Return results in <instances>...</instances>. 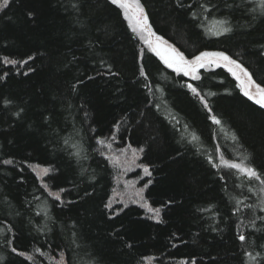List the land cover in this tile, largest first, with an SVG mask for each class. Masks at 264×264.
Here are the masks:
<instances>
[{
  "label": "trees",
  "instance_id": "1",
  "mask_svg": "<svg viewBox=\"0 0 264 264\" xmlns=\"http://www.w3.org/2000/svg\"><path fill=\"white\" fill-rule=\"evenodd\" d=\"M139 1L186 58L223 52L264 87L260 0ZM111 137L140 152L158 219L110 207ZM262 180L264 107L226 69L171 70L110 0L0 11V264H264Z\"/></svg>",
  "mask_w": 264,
  "mask_h": 264
},
{
  "label": "snow or ice",
  "instance_id": "2",
  "mask_svg": "<svg viewBox=\"0 0 264 264\" xmlns=\"http://www.w3.org/2000/svg\"><path fill=\"white\" fill-rule=\"evenodd\" d=\"M11 0H3L0 8H6L10 4ZM112 3H119V6L124 9V14L128 18L130 24L132 25V29L135 32H138L142 38L145 39V42L148 44L149 48L156 53L157 56L169 67L174 68L177 72H183L185 75H193L195 79H200L198 75H196L199 68L205 67V58L214 57L210 63H218L219 61L224 62V66L228 67V70L232 72L234 76H236L237 80L241 81V88L244 89V95L248 96L250 99H254L255 102L261 107H264V87L256 84L254 80L251 78V74L248 72L246 68H244L241 64L237 63V61L233 60L231 57L226 54L219 53H201L199 56L193 57L192 60H188L182 52H179L172 45H169L167 41H164L163 37L157 36L151 29V26L148 22L147 14L144 12L142 5H140L139 0H112ZM261 10L264 11V0H260ZM228 31V29H225ZM155 37V40L152 39ZM13 62L14 61H10ZM230 65L234 67H230ZM239 70V73L237 72ZM241 74L245 79L241 78ZM253 86L256 89V95H253L251 89ZM188 87H192V85H188ZM193 92L196 91L195 88H192ZM213 120L216 123H220L219 120H216L213 117ZM4 163L10 164L12 161L5 160ZM231 168L240 169L244 173H246L250 177H255L256 179H260V174L254 168L247 167L242 163H232L229 165ZM147 171V169H145ZM44 173L47 174L50 170L45 168L43 169ZM264 183V180L261 181ZM56 198L59 199L58 194ZM157 213L159 210H155ZM239 239L244 241L246 237L241 234L239 235ZM15 251V249H13ZM251 257V253H248ZM31 259V257H29ZM60 264H63V254H61Z\"/></svg>",
  "mask_w": 264,
  "mask_h": 264
},
{
  "label": "rangeland",
  "instance_id": "3",
  "mask_svg": "<svg viewBox=\"0 0 264 264\" xmlns=\"http://www.w3.org/2000/svg\"><path fill=\"white\" fill-rule=\"evenodd\" d=\"M110 1H112V0H110ZM2 3H3V0H0V5H2ZM139 3H140V1H139ZM116 5L119 6V3H116ZM140 5H141V3H140ZM2 9L3 8H0V11ZM121 10L123 11V14H124V9L121 8ZM144 12L146 13L145 9H144ZM124 16H125V14H124ZM125 19L127 20L131 30L133 31L132 25L130 24V22H129V20H128V18L126 16H125ZM148 22H149V20H148ZM151 29H152V27H151ZM152 31L154 32L153 29H152ZM133 33L140 39L142 44L148 50H150L151 52L156 54L154 51H152L149 48L148 44L145 42V39L142 38L141 35L138 32L133 31ZM152 39L155 40V37H152ZM164 41H166V40L164 39ZM167 43L169 45H171L168 41H167ZM205 52H207V53H219V51H205ZM212 59H215V58L214 57L205 58L206 66L202 67V68H199L197 73H196V75H198L200 77L201 76V72L203 70H213V69H217V68H224L237 80L236 76H234L232 74V72H230L228 70V67L224 66V62L223 61H219L218 63H210V61ZM188 60H192V59H188ZM233 60H235V59H233ZM235 61H237V60H235ZM237 63L241 64L238 61H237ZM230 67H234V66L230 65ZM170 69L175 71L174 68H170ZM175 72H177V71H175ZM237 72H238V74H240L239 70H237ZM177 73L185 75L183 72H177ZM185 76L190 78V79H193V80H198V79H195L193 75H185ZM241 78L245 79V77H243L242 74H241ZM251 78H252V80H254L252 75H251ZM237 82H238V85H239L241 91L244 94V89H242L241 86H240L241 81L237 80ZM255 83L258 84L256 81H255ZM251 92L253 93V95H256V89H255L254 86L251 89ZM251 100L255 102L254 99H251ZM100 145L102 147L104 155L112 163V165L115 168V172H116L115 189L113 191L112 198H111V201H110V207L128 206V205H131V204H135V205L141 206L149 216H151V217H153L155 219H158L159 218V214H160V210L158 209L159 212L157 213L155 211L157 209L153 208L150 205L149 201L145 197L146 185H144V183H145V179L147 177H149V170L147 169V171H146L145 170L146 168L143 167L139 163V161H140V152L138 150L130 148V147H123L122 148V147L116 145L115 144V140H114L113 137H111L109 139L102 140ZM219 159H220L219 162L221 164H225L226 166H229L230 164H232L231 162H228V161H225L224 159H222V157H220ZM45 168L50 170V168H48V167H43V166H39V165H33L32 166L33 171L38 175L39 179L43 183H44V180H45L46 176L50 173V171H49L47 174H45L44 171H43V169H45ZM237 170H239L241 173H244L240 169H237ZM244 174H246V173H244ZM54 194H58L59 198L61 197V195L59 193H52V195L54 197H56V195H54ZM262 204H263V207H264V192L262 194ZM60 261H61V257H59L58 259L55 260V264H60ZM63 264H65L64 258H63Z\"/></svg>",
  "mask_w": 264,
  "mask_h": 264
}]
</instances>
